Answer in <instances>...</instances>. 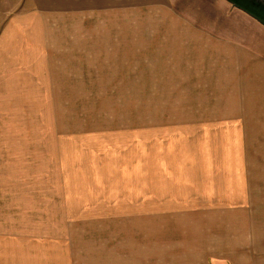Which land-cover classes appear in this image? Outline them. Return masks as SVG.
Here are the masks:
<instances>
[{
    "label": "rangeland",
    "instance_id": "obj_1",
    "mask_svg": "<svg viewBox=\"0 0 264 264\" xmlns=\"http://www.w3.org/2000/svg\"><path fill=\"white\" fill-rule=\"evenodd\" d=\"M252 1L264 6V0ZM17 2L0 0V238L11 243L24 234L47 246L57 238L71 242L77 227L96 237L91 230L99 228L101 238L111 214L117 244L129 225L149 264L157 252L181 244L183 228L194 223L211 232L202 258L207 264H264V145L238 144L250 130L214 120L221 115L219 96L189 81L195 66L156 57L162 51L144 32L147 47L135 48L133 32L131 49H124V34L117 32L113 57L98 60L86 43L78 44L91 41V35L69 18L67 62L57 74L67 80L24 75L1 44L3 21L17 13ZM230 8L221 0H184L177 10L216 29L254 24ZM169 14L144 9L143 31L189 21ZM122 18L109 19L121 26ZM97 19L85 20L84 28ZM131 23L141 24L140 14H133ZM14 38L12 31L7 40L18 44ZM170 184L201 187L174 194L173 204ZM188 211L190 219L177 217ZM189 221L194 223L187 226ZM232 226L239 227L236 233L229 231ZM244 234L257 240L255 250L241 248Z\"/></svg>",
    "mask_w": 264,
    "mask_h": 264
},
{
    "label": "crops",
    "instance_id": "obj_2",
    "mask_svg": "<svg viewBox=\"0 0 264 264\" xmlns=\"http://www.w3.org/2000/svg\"><path fill=\"white\" fill-rule=\"evenodd\" d=\"M183 1L18 0L17 13L12 17L9 16L7 21H3L1 44L6 45V50L10 52V58H17L16 65L22 66L20 73L24 75L37 74L43 81H61L62 79L67 80V75L57 79V74L61 73L60 66L67 62L69 18L75 19L74 24L81 27V32L85 31L91 35V41L83 40L78 44L84 47V43H86L87 47L92 50L93 57L98 60L100 57L110 59L113 57L114 50L119 47L115 42L119 39H114L117 32L124 34L122 39L124 49H131L129 46L133 45L131 44L133 32L138 33V36L134 37L138 46L135 44L136 47H134L137 49L147 47L148 45L143 46L144 32L151 40L149 44L154 43L156 50L162 51L163 55L157 52L155 53L156 57L168 58L171 56L172 59H176L177 64L195 66V75L189 76V81H198L202 83L204 90L211 89L213 94L219 96V105L216 106L219 107L218 112L221 115L216 117V112L213 110L215 121L220 125L224 121H229V123H234L237 128L250 130L251 136H247L246 133L245 139L243 132L242 140L238 144L264 145V35L259 32L262 30L264 34V23L238 8L229 0H221L223 5L227 4L228 7H231L230 9L234 10L241 19L246 17L254 24L247 26L240 22L230 23L221 25L219 29L200 25L194 20L192 21L191 13L186 14L178 11L179 3H183ZM194 1L187 0L188 3H194ZM144 9H163L177 19L187 16L189 21L187 24L175 23L167 26L144 27L145 31H143ZM133 14L141 16V24H135L134 27L131 23ZM116 16L123 17L122 28L120 25H116L115 21L109 19ZM88 18H98V24H91L84 28L85 20ZM117 26L120 29H117ZM12 31L17 35L14 40L18 44L9 43L7 40ZM64 72L66 74V71ZM52 75L54 76L52 77ZM212 106L215 109L216 106ZM226 114H231V116H225ZM246 150L248 153L251 148L247 147ZM254 152L257 153L253 150L251 154L253 155ZM250 159L259 160L260 158L253 156ZM191 181L193 180L191 179ZM193 187L196 189L201 186L170 184V191H167V194L170 192L171 194L168 198L173 199V204H176L178 197L174 194L187 192L185 188ZM143 192L158 193L152 189H144ZM177 208L179 207H176L175 210ZM96 210L99 213L98 209ZM188 212L177 217L184 218L186 216V219H190L191 216H194ZM108 213L109 210L104 214ZM98 218H100L99 215ZM114 219L113 215H107L106 220L109 221V224L104 228L101 238L99 237V228L95 230V227H92L91 234H97L98 237H96L86 234L89 233L88 230L85 231L84 228L77 227L73 231L71 242L64 237L57 238V241L49 244L50 246L47 245L49 247L44 246V241L41 239L38 238L35 241V239L32 240L33 237L24 236V234L16 236L17 238L11 243H5L0 238V264H149L150 259L145 261L148 255L147 252H143L142 240L133 239L129 233L130 228H127L130 227L129 225L123 227L127 235L124 234V239L118 240L117 244V228ZM192 222L194 223V221ZM192 222L189 221V224L185 222V224L190 226ZM180 224L184 225L182 221ZM198 225L201 224L194 223L191 225L192 228L184 227L182 233L185 239L182 240L183 242L169 247L171 250L162 249L165 251L162 255L157 252L154 263L151 264H207L202 258L209 248L207 247V238H209V234L211 236V232L206 231L205 226L204 230L200 231ZM146 226L147 224L145 228ZM158 226L155 223V227ZM238 229L239 227L232 226L229 231L236 233ZM24 232L28 234V230ZM0 235L2 236V234ZM238 241L240 239H237ZM241 242H243L241 247L243 249H256L257 240L253 238L250 240L246 234L243 235V239L241 238ZM121 247L123 253L118 250ZM174 247L176 250L172 249Z\"/></svg>",
    "mask_w": 264,
    "mask_h": 264
},
{
    "label": "flooded vegetation",
    "instance_id": "obj_3",
    "mask_svg": "<svg viewBox=\"0 0 264 264\" xmlns=\"http://www.w3.org/2000/svg\"><path fill=\"white\" fill-rule=\"evenodd\" d=\"M233 1L245 6L244 8L247 7L248 9H250L251 12L264 17V6L262 3H259L258 1L257 2L252 1V0H233Z\"/></svg>",
    "mask_w": 264,
    "mask_h": 264
},
{
    "label": "trees",
    "instance_id": "obj_4",
    "mask_svg": "<svg viewBox=\"0 0 264 264\" xmlns=\"http://www.w3.org/2000/svg\"><path fill=\"white\" fill-rule=\"evenodd\" d=\"M246 10H248V11H250L249 9H246ZM251 12V11H250ZM256 18H258L262 23H264V17L262 16H260V15H258V14H256V13H253V12H251Z\"/></svg>",
    "mask_w": 264,
    "mask_h": 264
},
{
    "label": "water",
    "instance_id": "obj_5",
    "mask_svg": "<svg viewBox=\"0 0 264 264\" xmlns=\"http://www.w3.org/2000/svg\"><path fill=\"white\" fill-rule=\"evenodd\" d=\"M237 3V2H236ZM237 4H239V3H237ZM239 5H241V4H239ZM241 6H243V5H241ZM243 7H245V6H243ZM247 8V7H246ZM248 9V8H247ZM250 10V9H249Z\"/></svg>",
    "mask_w": 264,
    "mask_h": 264
}]
</instances>
